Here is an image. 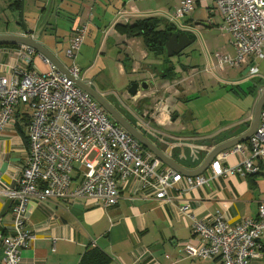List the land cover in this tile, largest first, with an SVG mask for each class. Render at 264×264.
Returning a JSON list of instances; mask_svg holds the SVG:
<instances>
[{"label": "crops", "instance_id": "1", "mask_svg": "<svg viewBox=\"0 0 264 264\" xmlns=\"http://www.w3.org/2000/svg\"><path fill=\"white\" fill-rule=\"evenodd\" d=\"M19 1L22 2L0 0V34L33 35L67 68L71 61L65 50L72 25L79 20L87 24V32L77 59L84 47L91 49L94 62L117 64L122 77L128 74L126 71L132 73L140 71V67L143 69L142 78L148 81L149 87L147 90L139 87L134 96L128 92L130 85L124 91L116 92L114 80L103 69L93 78L82 70L80 79L90 83L131 123L135 125L137 122L148 138L154 142L155 137L163 138L166 144H161V149L168 151L171 147L170 158L183 167L197 168L212 147L243 133L250 125L260 89L264 87V73L259 70L256 74L259 75L258 87L252 92L231 90V95L237 99L252 98L245 107L230 101L233 97L228 87L244 88L251 83L252 77L247 69L254 61L221 71L215 68V51L230 54L234 51L230 35L217 27L222 18L211 12L213 0H196L192 13L174 22L169 19L177 0H23L22 18L28 33H24L22 27L21 10L17 8ZM49 5L50 13L42 22ZM146 18L155 20L158 30L170 22L188 32L194 39L189 46L197 40L194 33H199L203 39L204 66L195 72L197 68H192L190 76L179 62L185 78L182 74H175L177 67L174 64H171L169 74L163 76L164 51H148L142 36L128 37L121 30L123 25H132ZM19 46L0 47V75L16 63ZM40 54L36 51L31 64L38 69H47ZM216 89L226 90L211 99L210 95ZM184 91L194 92L196 98L204 95L210 100L207 103L217 108L212 123L194 127L178 120L177 105L181 99L188 100V96H181ZM246 95L243 99L242 96ZM129 96L132 98L128 103ZM27 111L25 106L18 107L14 112L15 122L0 134V233L11 220L9 206L2 212L8 200L2 191L16 184L28 152ZM237 161L235 155L227 159L230 164ZM257 162L261 168L256 174L222 176L209 187L190 190L186 197L192 201V216L211 220L221 212L231 225L238 224L245 217L256 218L258 205L264 202V159ZM206 173L207 169L202 174ZM78 182L75 180L74 185ZM118 186L120 199L116 205L107 208L87 197L51 198L45 203L31 199L26 211V227L35 233V238L21 250L22 264H78L88 247L103 251L107 264H221L218 257L203 259L186 254L184 242L197 238L191 228L192 218L180 212L177 199L161 202L145 198L138 181L120 180ZM180 186L185 187L183 182ZM169 193L175 195L176 190L171 189ZM261 245L262 249L251 258L253 264H264V231ZM0 264H3L1 240Z\"/></svg>", "mask_w": 264, "mask_h": 264}, {"label": "built area", "instance_id": "2", "mask_svg": "<svg viewBox=\"0 0 264 264\" xmlns=\"http://www.w3.org/2000/svg\"><path fill=\"white\" fill-rule=\"evenodd\" d=\"M213 1L211 12L222 18L217 27L230 35L234 51H215V68L221 71L253 60L248 74L256 75L259 63L264 64V0ZM195 6L196 0H177L169 20L186 17ZM86 32V23H73L65 50L72 60L67 74L43 54L40 57L47 69L41 71L31 64L35 49L20 45L16 63L0 75V134L15 122L18 107L28 109L26 160L16 184L2 191L10 201L11 218L0 233L3 264H22L21 250L35 238L26 227L31 199L45 203L51 198L87 197L107 208L120 199V180L138 181L145 198L179 201L180 212L192 218L191 228L197 238L184 242L188 256L218 257L221 264H253L252 256L262 249L264 202L259 203L256 218L245 217L231 225L221 212L211 220L193 217L192 201L186 196L195 188L209 187L219 177L258 171L257 161L264 159V105L256 131L247 142L218 153L206 174L184 176L115 123L104 107L76 84L80 69L75 59ZM231 155L238 157L235 164L227 162ZM75 180L79 182L74 185ZM171 189L176 190L175 195L169 193Z\"/></svg>", "mask_w": 264, "mask_h": 264}, {"label": "water", "instance_id": "3", "mask_svg": "<svg viewBox=\"0 0 264 264\" xmlns=\"http://www.w3.org/2000/svg\"><path fill=\"white\" fill-rule=\"evenodd\" d=\"M51 10V5L46 9V12L44 14L42 22H45L49 13ZM23 13V0L21 4V23L22 27L24 29V33H28V30L26 29V25L23 21L22 14ZM194 42L193 38H189L188 34H182L181 32L172 33L168 39L166 40L164 47L167 51V56H172L174 54H179L182 52L186 47H188L191 43ZM0 44H19V45H27L32 48H34L37 52L42 53L44 56H46L59 70H61L62 73L67 74V69L63 67L59 61L54 57V55L46 49L42 44H40L37 40H35L31 35L24 34V35H16V34H0ZM168 65H165L164 68H167ZM248 72V69H247ZM76 84L89 93L94 100H96L108 113V115L120 126H122L126 131H128L133 137H135L145 148L152 151L161 161H163L168 166L172 167L176 171H181V173L187 175V176H195L202 174L207 167L209 166L210 162L214 159V157L224 151L232 147L233 145L241 142H245L249 139L251 135L254 134L256 131V128L259 124L261 110L264 105V87L260 89L259 97L256 101L254 112H253V118L243 133L233 136L231 138H228L218 144H216L212 149H210L209 153L205 156L202 163L195 169H187L183 167L181 164L176 162L175 160H172L170 158L172 148L169 147L168 151H163L160 147L161 144L165 143L166 141L161 138L160 136L155 137L153 139H150L146 135V131L141 129L137 122H135V125L131 123L125 116L121 115L113 106L112 104L104 98L100 93H98L90 83H86L82 81L81 79L76 80ZM139 87L142 90H147L149 87L148 81H141V82H134L132 83L129 88L128 92L130 95L134 96L138 92ZM10 201L7 200L3 211H6V209L9 206Z\"/></svg>", "mask_w": 264, "mask_h": 264}, {"label": "rangeland", "instance_id": "4", "mask_svg": "<svg viewBox=\"0 0 264 264\" xmlns=\"http://www.w3.org/2000/svg\"><path fill=\"white\" fill-rule=\"evenodd\" d=\"M194 35L197 36V40L195 41V43L192 46H189L188 49L186 51H184L183 53L174 54V55L168 57L166 49L164 51L165 60H166L165 65L166 64L176 65L177 70H175V72H176L175 74H182L183 78H185L183 71H182L183 67H182V65H179V62L184 65V68L186 69L185 72H188V74L190 76H192V74H193L192 68H197V70H194V72H195V71H198L199 67L202 68L204 66V65H202L203 54L201 53V46H202V40L203 39H202V37H200L199 33H194ZM123 59H122V62H123ZM70 61L72 62L71 59H70ZM75 61H76L75 62L76 65L80 69V72H82V70H83L84 72H86L85 73V74H87L86 76H90L91 78H93L95 75H98L99 72L101 71V69L105 70V72L108 74V76L112 80H114V84H115L114 90H116V92L124 91L127 88V86L131 85L132 83L141 82L144 80L142 78V76H144V74L142 73L143 69L141 67L139 69L140 71H138V72L130 73V71H126V73H128V74H126L125 77H122L118 73L117 64H113V62H110V61H108V62L102 61L100 63L99 60H96L94 62L92 59L91 49L86 50L84 47H83L82 53L80 54L79 58L78 59L76 58ZM39 69L41 71L46 70V68H41V67ZM259 69H260V73H264V64L263 63H259ZM250 76L251 75H249V77ZM258 76L257 75L251 76L252 77L251 82L252 83H258V78H257ZM235 89L240 91V88H238V87H235V86L230 87V88L228 87V91H230V95L233 94V92H231V90H235ZM224 90H226V89H224ZM224 90L222 92H224ZM222 92L219 91L218 89H216L210 95L211 99L214 98L216 95L219 96L220 93H222ZM190 94H192V95H190ZM193 94H194V92L189 93L187 91H184L183 94L181 95L182 98H184V96H188V100L186 101V100L181 99V101L178 103V105H177V113L179 114L178 120L186 122L188 124V126L190 124H192L194 127L195 126L201 127V125H203V124L212 123L211 120L213 118H215L217 108L212 103L211 104L207 103L210 100L206 96L201 95L200 97L196 98V95L195 94L193 95ZM119 96H120V93H119ZM231 96L233 98L230 101L232 103L239 104L240 107H245L247 105V102L252 99V98L251 99H249V98L245 99V97H247L248 95L242 96V98L245 100L237 99L233 95H231ZM190 97H191V99L189 101ZM131 98L132 97L129 96L128 99H126L128 101V103L130 102ZM191 109H194V110L192 111ZM206 127H208V126H206Z\"/></svg>", "mask_w": 264, "mask_h": 264}, {"label": "trees", "instance_id": "5", "mask_svg": "<svg viewBox=\"0 0 264 264\" xmlns=\"http://www.w3.org/2000/svg\"><path fill=\"white\" fill-rule=\"evenodd\" d=\"M21 3L22 2L19 1L17 4V8H19L20 10H21ZM155 26H156L155 20L151 18H146V19L139 20L132 25H128V24L123 25L121 26V30L128 37H132L135 35L142 36L148 51L154 52V51H157L158 49L165 51L164 44L166 40L168 39V37L172 33L180 32V31L177 29V27L174 24L170 22H166L164 27L161 28L160 30L156 29ZM4 46H14L15 47L17 46V44H0V47H4ZM166 65L168 66L167 68H164V71L162 74L163 76H167L170 70H172L170 64H166ZM256 87H258V83L251 82L247 84L246 86H244V88L243 86H241L240 89L247 93V92H252L253 89H256ZM257 165L259 169L256 173H258L261 168L258 162H257ZM256 173H248L245 176H249V175L256 174ZM107 263H108V259L106 255L103 253V251H101L100 249L96 247H88L84 255L82 256L81 261L78 264H107Z\"/></svg>", "mask_w": 264, "mask_h": 264}, {"label": "flooded vegetation", "instance_id": "6", "mask_svg": "<svg viewBox=\"0 0 264 264\" xmlns=\"http://www.w3.org/2000/svg\"><path fill=\"white\" fill-rule=\"evenodd\" d=\"M177 27V26H176ZM178 29V28H177ZM183 29V28H182ZM182 34H185V33H187L188 34V36H189V38H191L192 36L188 33V32H185V31H183V30H180V29H178ZM164 66H165V64H164ZM108 114V113H107ZM109 116V115H108ZM110 117V116H109ZM111 118V117H110ZM112 119V118H111ZM113 120V119H112ZM114 121V120H113ZM115 122V121H114ZM116 123V122H115Z\"/></svg>", "mask_w": 264, "mask_h": 264}]
</instances>
